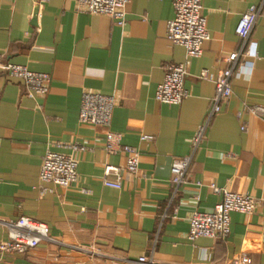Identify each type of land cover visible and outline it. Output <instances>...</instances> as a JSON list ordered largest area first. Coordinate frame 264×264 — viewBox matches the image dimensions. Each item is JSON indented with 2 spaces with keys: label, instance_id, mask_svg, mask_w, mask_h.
I'll return each instance as SVG.
<instances>
[{
  "label": "crops",
  "instance_id": "crops-1",
  "mask_svg": "<svg viewBox=\"0 0 264 264\" xmlns=\"http://www.w3.org/2000/svg\"><path fill=\"white\" fill-rule=\"evenodd\" d=\"M201 2L209 38L201 56L188 57L166 37L173 0H132L123 26L81 11L76 0H0L5 60L52 77L39 96L0 73V241L8 238L6 222L20 216L46 223L52 237L0 264H136L141 256L152 264H235L243 254L247 264H264V113L250 110L264 108V0ZM252 6L258 17L233 93L194 148L215 80L241 48L236 26ZM170 63H185L188 71L189 96L177 105L155 98ZM205 69L208 78H199ZM85 91L114 96L110 129L139 150L137 173L127 170L123 151H107V128L80 122ZM72 144L85 146L75 153L78 180L69 187L42 183L47 150L69 154ZM189 154L186 182L175 192L173 161ZM108 164L119 167L120 189L103 183ZM43 186L52 191L41 194ZM213 186L249 194L257 208L231 213L226 241L192 240V214L213 212L223 198Z\"/></svg>",
  "mask_w": 264,
  "mask_h": 264
},
{
  "label": "built area",
  "instance_id": "built-area-1",
  "mask_svg": "<svg viewBox=\"0 0 264 264\" xmlns=\"http://www.w3.org/2000/svg\"><path fill=\"white\" fill-rule=\"evenodd\" d=\"M46 1V0H42ZM78 8L90 14H102L112 18L118 25L123 26L127 22L128 6L132 0H76ZM174 17L167 24V39L174 45L184 46L188 57H199L202 54V45L209 38L207 19L202 11L201 0H173ZM258 12L255 6L250 7L242 14L236 33L242 44L238 51L227 56L229 67L222 70L215 80L216 90L212 98V106L206 121L199 127L193 139L196 148L204 138L206 130L212 118L220 113L232 93V77L238 65L240 56L245 55V45L256 23ZM255 53V52H254ZM0 73L23 81L29 92L44 96L49 92L52 77L46 72L32 71L27 66L5 60V55L0 51ZM188 74L185 63H170L165 66V76L158 85L155 98L167 104H180L188 96L189 91L185 87V78ZM208 70H202L199 78H208ZM114 96L100 92L85 91L81 97L79 120L82 123L99 125L107 128L106 149L110 154L123 151L127 156L126 168L131 173L139 170V150L131 145L123 144L121 134L110 129ZM250 110L255 114L264 113L262 106H252ZM242 130H246L242 126ZM143 140H152L153 136L144 134ZM72 152L62 153L48 149L43 157L40 170V180L44 184H53L61 187H69L78 180V162L76 152L85 149V146L72 144L69 146ZM193 160V154L181 158H175L172 164V184L175 192L186 182L187 174ZM116 179H110V175ZM103 183L112 188L122 187L119 167L108 164L104 168ZM217 193L223 195L222 200L216 205L213 212L195 211L190 217L189 238L208 237L226 241L231 231V213L240 212L252 214L257 208L258 202L249 194L232 192L213 186ZM52 191L42 187L40 192L45 194ZM8 238L0 241V262L7 254H23L31 248L37 247L41 242L52 240L50 228L44 222L20 216L15 220L6 222ZM249 257L243 254L234 260L235 264H247ZM152 264L150 258L141 256L136 264Z\"/></svg>",
  "mask_w": 264,
  "mask_h": 264
}]
</instances>
